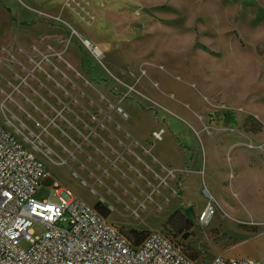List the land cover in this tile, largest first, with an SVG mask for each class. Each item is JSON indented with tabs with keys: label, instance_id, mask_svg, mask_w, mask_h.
Masks as SVG:
<instances>
[{
	"label": "rangeland",
	"instance_id": "1",
	"mask_svg": "<svg viewBox=\"0 0 264 264\" xmlns=\"http://www.w3.org/2000/svg\"><path fill=\"white\" fill-rule=\"evenodd\" d=\"M38 24L73 42L84 76L144 112L145 132L158 124L165 141L176 142L174 166L186 156L175 190L192 204L194 228L175 241L203 263L225 255L264 264V0H0V124L43 158L49 176L36 197L57 203V192L73 194L79 183L15 118L23 95L32 96L21 67L44 66L47 55L31 52L47 54L57 39L19 30ZM208 199L217 213L200 227L198 210ZM127 216L116 206L107 221L121 229L138 220ZM42 232L34 227L36 237ZM20 248L27 251L28 242Z\"/></svg>",
	"mask_w": 264,
	"mask_h": 264
},
{
	"label": "crops",
	"instance_id": "2",
	"mask_svg": "<svg viewBox=\"0 0 264 264\" xmlns=\"http://www.w3.org/2000/svg\"><path fill=\"white\" fill-rule=\"evenodd\" d=\"M57 23L66 25L63 20ZM24 28L19 30L52 41L57 39L53 45H47V54L36 48L31 52V58L47 55L49 61L44 66L21 67L30 75L25 86L32 96L23 95L25 106L18 105L22 115L15 118L39 137L55 158L70 167L80 188L74 196L94 207L98 203L108 206L111 215L117 206L128 215L125 218L138 219L119 226L125 230L158 232L175 212L190 210L192 204L187 197L185 202H180L175 190L176 177L185 172L186 163V156L180 167L172 163L171 149L180 150L176 142L165 141L164 135L160 140L155 139L158 124L145 132L142 110L114 97L84 76L83 69L76 65L73 42L58 39L62 32L42 24ZM22 49L19 51H25ZM151 123H154L152 119ZM12 133L27 146L19 134ZM38 158L47 167L43 158ZM189 176L188 173L184 176L188 189ZM207 178L196 180L200 184L207 182ZM209 181L211 184L210 178ZM208 201L198 210L199 214ZM151 217L158 221L148 223Z\"/></svg>",
	"mask_w": 264,
	"mask_h": 264
},
{
	"label": "built area",
	"instance_id": "3",
	"mask_svg": "<svg viewBox=\"0 0 264 264\" xmlns=\"http://www.w3.org/2000/svg\"><path fill=\"white\" fill-rule=\"evenodd\" d=\"M162 132L154 138L160 140ZM48 176L34 152L0 124V264H261L223 256L193 261L163 231L134 245L95 207L70 192H57V203L37 199ZM216 213L209 200L197 216L198 225L208 226ZM36 225L43 228L37 237ZM23 240L27 251L20 248Z\"/></svg>",
	"mask_w": 264,
	"mask_h": 264
},
{
	"label": "trees",
	"instance_id": "4",
	"mask_svg": "<svg viewBox=\"0 0 264 264\" xmlns=\"http://www.w3.org/2000/svg\"><path fill=\"white\" fill-rule=\"evenodd\" d=\"M95 209L106 219H108L111 216V211L109 207L102 203H98L95 206ZM192 211L193 210L190 209L186 212H182V211L175 212L173 215H171V217L168 219L165 225V227L170 228L172 234L171 232L165 230V228L162 231L165 232L167 236H169L174 241L177 238H182L184 240L189 239L193 235L191 231L194 228V222L191 218ZM121 232L134 245L141 244L150 234V232L138 231V230H125V229H121ZM181 248L183 249V247ZM183 251L190 259H192L193 261H197V256L189 254L184 249Z\"/></svg>",
	"mask_w": 264,
	"mask_h": 264
},
{
	"label": "bare ground",
	"instance_id": "5",
	"mask_svg": "<svg viewBox=\"0 0 264 264\" xmlns=\"http://www.w3.org/2000/svg\"><path fill=\"white\" fill-rule=\"evenodd\" d=\"M86 42H89V41H86ZM90 43V42H89ZM86 44V46H87V43H85ZM91 44V43H90ZM92 45V44H91ZM163 134V133H162ZM161 137H162V135H161ZM162 139V138H161Z\"/></svg>",
	"mask_w": 264,
	"mask_h": 264
}]
</instances>
